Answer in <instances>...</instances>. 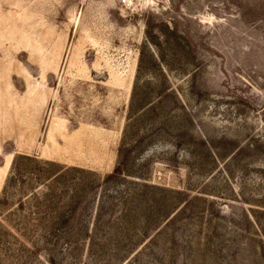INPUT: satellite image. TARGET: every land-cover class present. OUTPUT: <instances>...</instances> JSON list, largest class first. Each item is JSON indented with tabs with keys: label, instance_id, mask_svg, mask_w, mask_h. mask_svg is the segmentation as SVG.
<instances>
[{
	"label": "rangeland",
	"instance_id": "374dc122",
	"mask_svg": "<svg viewBox=\"0 0 264 264\" xmlns=\"http://www.w3.org/2000/svg\"><path fill=\"white\" fill-rule=\"evenodd\" d=\"M0 264H264V0H0Z\"/></svg>",
	"mask_w": 264,
	"mask_h": 264
},
{
	"label": "trees",
	"instance_id": "16d2710c",
	"mask_svg": "<svg viewBox=\"0 0 264 264\" xmlns=\"http://www.w3.org/2000/svg\"><path fill=\"white\" fill-rule=\"evenodd\" d=\"M121 169L120 168H115L114 170H113V172L111 173V176L110 177H115V176H118L119 174H121Z\"/></svg>",
	"mask_w": 264,
	"mask_h": 264
},
{
	"label": "built area",
	"instance_id": "2783aa9c",
	"mask_svg": "<svg viewBox=\"0 0 264 264\" xmlns=\"http://www.w3.org/2000/svg\"><path fill=\"white\" fill-rule=\"evenodd\" d=\"M128 0H122L123 3H126Z\"/></svg>",
	"mask_w": 264,
	"mask_h": 264
}]
</instances>
